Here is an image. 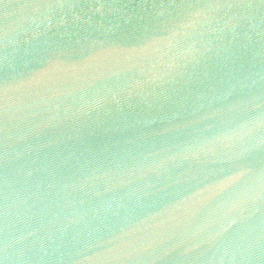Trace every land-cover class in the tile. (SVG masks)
Here are the masks:
<instances>
[{
    "label": "water",
    "instance_id": "water-1",
    "mask_svg": "<svg viewBox=\"0 0 264 264\" xmlns=\"http://www.w3.org/2000/svg\"><path fill=\"white\" fill-rule=\"evenodd\" d=\"M0 264H264V0H0Z\"/></svg>",
    "mask_w": 264,
    "mask_h": 264
}]
</instances>
